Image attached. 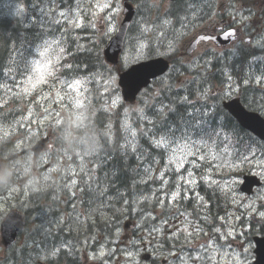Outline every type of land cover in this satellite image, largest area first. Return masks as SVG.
Here are the masks:
<instances>
[{"label": "trees", "instance_id": "obj_1", "mask_svg": "<svg viewBox=\"0 0 264 264\" xmlns=\"http://www.w3.org/2000/svg\"><path fill=\"white\" fill-rule=\"evenodd\" d=\"M36 1L37 0H8L7 4L11 5L12 3H15L14 6L20 5L19 3L28 5V4H34L36 3ZM183 5L184 3L182 2L178 4L177 8L176 6L174 8L183 9ZM149 8L151 9V11H154V12H156L157 10L156 8H154V5L152 6L149 5ZM9 13H11L12 16ZM168 15L169 16L173 15V18L177 21L178 18L176 19V15L174 14V11L169 13ZM13 18L21 19L20 14H18L17 16L13 15L10 6H8V13L5 14L4 12L0 11V82H1L2 77L4 76L5 70L8 72V70L11 69L15 65H17L19 68L26 67L25 54L29 55L28 51H30L33 47H35L37 43H41L42 40L40 39H44L45 37L48 38L51 35L50 33L52 32V30L54 29L52 27L51 28L40 27L39 29L36 27H34L33 29L28 28L24 26V24L22 25L18 21H15ZM167 18H171V17H167ZM163 19L164 18H162V20ZM23 21L26 22V19ZM24 37H26L27 39ZM99 47L100 49H98L97 51L89 50V48L87 50V48L85 47V49L81 50L82 52H79L78 54H76L72 58L73 59L72 65L74 67L73 70H75V67H77L78 70L83 67L89 70V69L102 65V63L104 62L103 46L101 47L99 45ZM233 64H234L233 62L221 63L220 66H218V70L222 69L224 66L229 67L233 70ZM4 80L5 78L3 77L2 82H4ZM154 85H155L154 89L151 88L148 91L146 95L147 98L146 99L144 98L141 101L143 115L141 114L139 116L137 112H133L131 116L132 121L136 123L139 122L141 126H143V129L139 130V140L137 142V147H135L136 152L134 154L130 153L128 148H123L124 146L123 139L121 137L117 136L115 145L111 146L112 143L109 141L110 139H112L113 134H110V138L106 136V133L108 134L109 130H110L109 132H112L113 129L119 134L122 133V130H121L122 121H121L120 111H117L115 115H113L109 111L104 110L102 105H100L98 102L96 104V101H94L89 108L86 128L84 129V132L82 133V135L84 136L85 141H86L85 150L90 157L88 160L92 165L96 167L94 171V175H95L94 178L96 179L99 178L97 180V182L99 181L98 185L96 187L93 186V190H95L94 192H97V193L92 192L91 191L92 188H90V190L86 192L83 197L80 198L81 204L79 205L78 209H80L81 215H84L85 217L78 216V218L74 219L73 221L67 220L70 222L69 225L71 229L74 232L77 231V233L81 234L83 238L86 237L88 239H91V238L97 239V235H102L104 231L106 232V230L109 231L111 229L110 228L111 224L109 223H113L115 219H119V220L123 219L125 215L127 214L129 215L130 213L131 215L134 214L133 212H130L129 210L124 209L127 206V202L125 201L132 200L134 201V204L137 205V207H143L146 204L145 205L146 210L143 209L146 212L154 211L156 209L155 201L152 202V200H150V198L148 197L145 200H140L142 197L140 198V196L137 195L136 193L139 190L140 194H143L144 196H146L145 194L146 192H148V189L146 188L145 190L144 189L145 187L140 184V181L144 178L146 179L149 178V180L151 181L155 170L159 166V163L162 162V160H164V152L160 150V147L156 149L154 146H152V144L150 145V141H151L150 137L152 138L153 134L158 132V129L153 128V127L160 125V128H162L163 131L160 132L159 135L164 139H171V140H180L182 138L187 139L191 135L190 132L185 131V125L183 123L184 121L183 119L187 118L188 113H189L188 106L184 105L186 102L184 104L181 102L179 91L175 89V84L172 83L171 85V84L165 83L164 81H155ZM156 88L158 92L155 95L154 94L155 92H152L151 90L152 89L156 90ZM163 98H165V100ZM92 101L93 100L91 99V102ZM159 102H161V104ZM204 106L201 107L203 110H205ZM154 108L157 111H155ZM181 110L182 111L184 110V111L181 112ZM15 112H17L15 109H10L9 111H7L9 117L10 116L13 117V114ZM184 112L186 114H183ZM153 115L156 116V119L155 117H153ZM142 118L144 119V121ZM145 119L147 121H145ZM111 124L113 126V129L110 127ZM206 125L197 126L199 130V133L197 135L199 137H204L206 135V137L204 138L208 139L210 142L215 143V144L224 142L225 134L229 131L230 127L226 128L224 132L218 133L213 128L206 127ZM96 129H98L99 131ZM150 133L152 134L150 135ZM126 143L127 142H125L124 144ZM235 143L239 144L238 147L240 148L242 144L246 142H243L242 139L238 137L235 139ZM95 147L97 150L95 149ZM124 151H127V153ZM159 156L160 158H158ZM92 158H94L95 161L92 160ZM136 172L137 173L139 172V174H137ZM100 176L102 178H100ZM101 190L102 191L107 190V191L102 192ZM134 190L135 191L137 190V191L135 192ZM51 193L52 191L50 190V192H47L46 194L45 193L35 194L29 199V202H32L33 205H36L35 207L41 211H45L48 213L49 212L55 213L58 215L60 214V216L64 219V216H67V213L64 210L66 209V207L70 208V205L69 204L66 205L63 202L61 205L60 204L51 205V203L48 200V199H51L49 196ZM202 193L209 205H206V204L193 205L194 203L192 202L189 204L184 203L182 205L183 209L186 211L207 210L208 214L211 217H213L214 215L217 216L219 215V213L222 214L225 212V210H227L228 198L224 193H220L217 190H211V189L209 190L206 189L204 191L202 190ZM123 194H126V197H124ZM107 195L109 197L112 196V198H109V197L107 198ZM44 196L46 198H44ZM85 196L87 197L88 200L86 199ZM89 200H91L92 202L96 200L95 201L96 203H92ZM221 201H222V205H221ZM108 202H111V203H108ZM81 205L84 207H82ZM61 206H64V209H62ZM107 209H110L111 211L113 210V212H110L109 210L110 212L109 213L108 211H106ZM74 211L76 213L75 209ZM23 213L26 215L28 220L31 219V216L29 213H27L26 209L23 211ZM100 214H103V215H100ZM112 214L116 216L113 217ZM89 218L92 219L93 221L90 220ZM96 218L98 220H95ZM105 219H108V220H105ZM30 223L31 222H29L28 224V228H27L28 232H27V236L25 238L24 244H23L25 245L24 249H19V250L15 249L14 251H12L10 257L7 259V262H13L14 264H19L21 260L24 259L23 256H26L28 252L29 241L33 242L32 245H34L35 242L42 240L41 235H40L41 232L39 231V225H40L39 222L36 221L35 226H33L32 223L31 224ZM29 225L31 226V229L29 228ZM56 237H57L56 242L62 239V236L60 235H56ZM43 243L45 244L44 240H43ZM58 243L61 244V242H58Z\"/></svg>", "mask_w": 264, "mask_h": 264}, {"label": "rangeland", "instance_id": "obj_2", "mask_svg": "<svg viewBox=\"0 0 264 264\" xmlns=\"http://www.w3.org/2000/svg\"><path fill=\"white\" fill-rule=\"evenodd\" d=\"M37 2V1H36ZM42 7L41 3H36L34 5V7L30 10H27V12H24L20 15V18L22 19H17V18H13L14 20H19V22L23 23L24 26L27 25H31L34 26L36 28H40L41 27V22L42 23H47L48 19H44V13L42 12L39 16L38 11L36 9ZM8 10V8L6 9V11ZM85 11V17L89 16V11L88 9H84L82 11H80L76 16L71 17V18H65L64 20H62L53 30H52V34L56 37H65V40L63 42H65L68 46H76L77 41L80 38H87L88 36L90 37H94L93 38V42H95L96 45H99V43L97 42V40L95 39L94 33L88 29V27L86 25H80L79 26V22L81 21V19L79 17H82L83 14L82 12ZM140 11L142 14H145V11L148 12V8L145 7H141ZM104 13L105 15H108V17L115 15L117 13V5L114 3L108 4V6L104 9ZM29 14H31V17L29 18ZM33 15H37V17L33 16ZM26 19V22L23 21ZM144 21V15L142 16L141 19V23ZM165 25H169V22H164ZM33 29V28H32ZM135 33L132 34L128 40V44L132 45V46H138L140 44V42L145 40V33L143 32V28H139L138 26H136V28L134 29ZM152 32V28H149V33ZM86 34V35H85ZM47 39V38H46ZM43 42L40 43L41 45L45 44V40L40 39ZM39 41V40H38ZM58 52V49L55 51V53ZM28 54L30 55V51H28ZM53 54V49H48L44 52V54L42 55V58L48 59L51 58ZM29 55L25 54V58L27 59L29 57ZM56 56V55H55ZM139 54L135 53V52H129L126 56H125V63H131L132 61H136L138 58ZM38 64V62H34V65L36 66ZM52 65V64H50ZM49 65V66H50ZM48 70V67H47ZM35 78H30L26 84L25 87L23 88L24 92H29L31 91V89H33V87L35 86ZM69 83V81H66L65 79H59L57 86L52 89L50 96L48 97L47 100H45L44 102H42L38 108H33V112L29 113V108L26 107V110H24V114H28L27 118H24L25 121H29L30 117H40V123L42 124L41 126V131L42 133L52 136L53 135V140L51 141V143H53L55 145V141L58 140L60 141L59 143H57L58 147L61 148V146H63L61 149L63 151V153L70 157H73L75 159H80L79 163L73 164V165H67L65 166L63 163L58 165L57 167H55V172L57 174H60L61 176H65L67 173H77V175L75 177H80L82 176L81 171H87L88 170V166L89 164L86 163L82 157L84 158L83 155V150L81 147V142L82 140L80 138H78L74 132V130L82 123V116L80 113L77 112V110L79 109L80 105H81V95L83 93V88H82V84H76V83H71L69 85L66 86V84ZM109 85H112V83H109ZM106 91H111V88H107ZM120 98L119 95L116 96L114 103L116 105H120ZM98 103L100 105H102L103 103L101 101H98ZM97 104V101H96ZM138 105V104H137ZM63 106H66V110H64ZM136 106V105H135ZM139 106V105H138ZM138 106L135 107V110L138 109ZM57 119V121H56ZM58 120H62L61 123L64 121H66V127L64 126V128L62 130H59V126H57ZM185 125V131L190 132L191 135L190 137L194 138L196 137V135L199 133L198 130V125L197 124H193L191 121H186L184 122ZM52 125V127H51ZM201 126V125H200ZM153 128L158 129V141L162 138L159 134L160 132L163 131L162 128H160V125L155 126ZM152 128V129H153ZM143 129V126H141V124L139 122H135L134 125L131 128H124L121 126V130H123L122 133H117L115 131H113V135L124 138L126 143V146L129 147L130 149L133 150V152H136V149L133 147H130V145H133L134 143V137L137 134V132L139 130ZM36 133V132H35ZM34 134V133H33ZM115 141V140H113ZM158 143V142H157ZM151 145V143H150ZM164 145L168 148H170V143L166 142L164 143ZM156 148H159L158 144L154 145ZM49 149V148H48ZM139 150V149H137ZM198 150L200 151V148H198ZM196 150L194 147H189V148H185L183 149L184 153L180 154V152H176L174 157L177 159L176 160V167H168L167 168V175H170L172 178H176L175 180L178 181V184L176 185L178 187V195L181 193V186L183 185V181L186 180V171H185V166H181V165H177L178 163H181L184 159H186L188 157V155L190 154H199V153H193L194 151H198ZM77 155V156H76ZM80 156V158L78 157ZM173 160V159H172ZM264 166V162L261 163ZM36 163H34V161L32 160L31 156H26L24 160L22 161H18L15 162L13 166L9 167L7 164L3 163L0 166V175L1 174H6L9 173L10 176L16 174L19 176V178H21V181L23 183H26V190L28 191H37L39 190L42 186L40 185V178L41 176H39L38 173H34V167H35ZM177 169H179L177 171ZM61 171V172H59ZM160 170H158L159 173ZM179 171L183 172L182 174L179 175ZM28 174L32 177L31 179L28 178ZM146 178L142 179L141 181L145 182ZM159 180H163L162 177L159 178ZM158 180V181H159ZM61 182L62 179L60 178L59 180L56 179V182ZM78 181L77 179H75L73 186L70 187V189H73V187H75V182ZM187 181H190L189 178H187ZM93 181L90 179L89 174L85 175L83 177V182H82V186L83 187H91L93 185ZM40 185V187H39ZM167 186V184H166ZM5 187V185H0V189H3ZM7 187V186H6ZM5 187V188H6ZM59 187V186H58ZM154 188L152 189L155 192L159 191L165 192L166 191V187L164 188H158L157 186H153ZM9 190V188H6V191ZM76 191V190H74ZM92 191V190H91ZM93 192V191H92ZM10 196L12 197L13 195L10 193ZM28 196V195H27ZM264 196V188L262 190H260L258 192V194L256 195V197H261ZM26 197V196H24ZM237 197V196H236ZM147 198L143 197L140 200H145ZM162 201L164 202L167 198V196L161 195ZM18 199V198H16ZM62 199H67L65 197H62ZM178 199L176 197L172 198L170 197L169 199V204L171 206L176 205V201ZM134 203V202H133ZM2 204L4 205V207L0 204V215L5 212V208L6 207H10L7 209H19L21 207V204L16 202L15 200H11V202H2ZM136 206V209H133V213L135 214H142L144 213V211H142L143 209H145L143 207H137L136 204H134ZM193 205H196L195 203ZM221 205H222V201H221ZM220 205V206H221ZM74 205H71L70 208H68V210L66 209V213L67 216H64V220L67 218V220H71L73 221L74 219L78 218V215L75 213V211L73 210ZM126 210H128V207L126 206V208H124ZM138 209V210H137ZM140 210V211H139ZM73 214H72V213ZM140 212V213H139ZM49 214V213H48ZM76 214V215H75ZM69 216V219H68ZM75 217V218H74ZM73 218V219H71ZM34 219H32L33 221ZM34 222V221H33ZM64 222V221H63ZM247 224L248 222L251 224V221H246ZM33 226H35V224L33 223ZM260 229H262V226L260 227ZM165 230V231H164ZM172 230L171 226H160V228L153 232L152 234H166L169 233ZM163 231V232H162ZM183 233H185V235L187 237L190 238H196L197 240L195 241L194 245H193V249H196V253L200 252V255H197L196 257L194 256V261L197 262V264H202V263H206V264H218V262L220 261V259L222 261L227 260L230 256L229 254H223L220 252V250L218 251H214L213 247H212V242H210V238L208 236H205L203 238H199L196 235V232L194 230H190L188 227L183 228ZM218 232H221L220 230H218ZM180 230H176L174 232H172L170 234L171 238L177 237L180 234ZM150 238V236H149ZM199 238V239H198ZM130 245H136L137 243H139L138 241H133L130 240ZM125 243V239L122 237L119 241L118 244L122 247H128L124 245ZM210 243V244H209ZM243 244H245V242L243 241ZM228 246V245H226ZM225 246V247H226ZM160 248L159 244H155L153 246V248ZM223 247V248H225ZM233 248L236 249L235 246H233ZM58 251V250H56ZM1 254L3 255V252L0 251V258H1ZM240 257H246V264H251L252 263V254H251V248L246 245V247L240 252ZM118 259V257H117ZM180 259L183 261V264H189L191 263V260L189 258L188 255L183 254V256L180 257ZM193 262V261H192Z\"/></svg>", "mask_w": 264, "mask_h": 264}, {"label": "bare ground", "instance_id": "obj_3", "mask_svg": "<svg viewBox=\"0 0 264 264\" xmlns=\"http://www.w3.org/2000/svg\"><path fill=\"white\" fill-rule=\"evenodd\" d=\"M7 2H8V0H0V11L1 12H4L5 14L6 13H8V10L6 11V9L8 8V4H7ZM119 10V8H118V6H117V11ZM10 14V13H9ZM82 14H83V16L82 17H85V14H86V12L85 11H83L82 12ZM11 15V14H10ZM144 14H142L141 13V11H140V9H139V22L137 23V26L139 27V28H143V26H144V23L145 22H142L141 23V19H142V16H143ZM15 21H18L19 22V20H15ZM19 23H21V22H19ZM22 25H23V23H21ZM26 27H28V28H34V26H31V25H27ZM35 31V30H34ZM51 31V30H50ZM25 32V31H24ZM23 32V33H24ZM36 32V31H35ZM144 32V31H143ZM38 33V32H37ZM145 33V32H144ZM25 34V33H24ZM32 35V34H31ZM86 35V34H85ZM28 37V36H27ZM30 37V36H29ZM24 38H26V37H24ZM94 38V37H93ZM93 38L92 37H90V36H88L87 38H80L78 41H77V44H76V46L77 45H80V46H82V47H84V49H85V47L87 48V50H88V48H89V50H94V51H97L98 49H100V47H99V45H96L95 44V42H93L92 40H93ZM130 38V37H129ZM27 39V38H26ZM31 39H33V38H31ZM129 40V39H128ZM146 40H154V41H157L158 43H162V44H168L169 43V41L166 39V38H160V37H158L157 35H154V34H146L145 33V40L144 41H146ZM43 42V41H42ZM41 42V43H42ZM82 52V51H81ZM87 52V51H86ZM82 54V53H81ZM101 61H103V60H101ZM231 69V68H230ZM251 70H253L252 68H251ZM233 71H234V67H233ZM7 73V71L5 70L4 71V76H5V74ZM3 76V77H4ZM3 77H2V79H3ZM2 79H1V82H0V87H1V83H2ZM218 81H216V83H217ZM206 87H205V85L204 86H201V87H198V88H196L193 92L192 91H189V93H190V95L191 96H196V95H198L202 90H204ZM179 95H180V93H179ZM257 95H259V94H257ZM164 100H165V98H163ZM209 99H210V97H209ZM167 101V100H166ZM222 101H223V98H215L214 100H211V103L209 102V101H207V103L205 104V106H204V108H205V110H203L202 108H201V111H203V112H199V111H197V110H193L192 112H190L189 114H188V116H187V118H185V119H183L184 120V122H186V121H191L193 124H197V125H206L207 127H209V128H213L215 131H217L218 133H220V132H224L225 130H226V128H228V127H230V128H234L235 129V131H236V136H239V138H241L242 139V141L243 142H248L249 144H250V147L252 148V149H257L258 148V142H256L255 141V139L252 137V136H250L245 130H243L241 127H239L235 122H234V120L232 119V117H231V115L229 114V112L227 111V110H225L224 108H222L221 107V103H222ZM162 102V101H161ZM161 102H159L160 104H161ZM251 102H252V100L250 101V102H248V103H250L251 104ZM166 103V102H165ZM168 103V102H167ZM173 103V102H172ZM187 103V102H186ZM175 104H177V103H175ZM179 106V105H178ZM156 107H158V106H156ZM161 107V106H160ZM167 107V106H166ZM166 107H165V109H166ZM180 107V106H179ZM164 108V107H163ZM154 110L155 111H157L155 108H154ZM153 110V111H154ZM160 110V109H159ZM164 110V109H163ZM180 110V109H179ZM184 111V110H183ZM182 110H181V112H183ZM187 111V110H186ZM163 112V111H162ZM179 112V111H178ZM250 112L251 113H253V114H255V115H257V116H262V114H263V112L261 113V111L260 110H257V109H250ZM168 113V112H167ZM97 114V113H96ZM153 114V113H152ZM156 114V113H155ZM154 114V115H155ZM183 114H186L185 112L183 113ZM153 115V117H155V119H156V116H154ZM167 115H169V114H167ZM181 115V114H180ZM152 117V116H151ZM150 117V118H151ZM152 117V118H153ZM162 117V116H161ZM179 117V116H178ZM183 117V116H182ZM150 118H149V120H150ZM138 119H140V118H138ZM138 119H137V121H138ZM143 119V118H142ZM158 119V118H157ZM182 119V118H181ZM154 120V119H153ZM140 121H142V120H140ZM144 121V120H143ZM145 121H146V119H145ZM181 121V120H180ZM201 123V124H200ZM103 125V124H102ZM112 125V124H111ZM110 125V126H111ZM102 127V126H101ZM101 127H99V128H101ZM104 127H105V125H104ZM96 128V127H95ZM103 129V128H102ZM96 130H98V129H96ZM106 130V129H105ZM152 130V129H151ZM99 131V130H98ZM102 131H104V130H102ZM110 131V130H109ZM108 131V132H109ZM116 132V131H115ZM122 132H123V130H122ZM159 132V131H158ZM158 132H156V133H154L153 134V139L151 138V141H150V143L152 144V146H154V145H156L157 144V142H158ZM152 133H150V135H151ZM110 137V136H109ZM116 137L117 136H115V135H113L112 136V141H109V142H111L112 143V145L111 146H114L115 145V141H116ZM123 139V148H128V150H129V152L130 153H132V154H134V152H133V150L132 149H130L129 147H127L126 146V144H124L125 143V139L124 138H122ZM113 140H115V141H113ZM239 141H240V139H239ZM239 143V142H238ZM237 145H239V144H237ZM155 147V146H154ZM156 148V147H155ZM241 148V147H240ZM95 149H96V147H95ZM157 149V148H156ZM97 150V149H96ZM161 150V149H160ZM156 151V150H155ZM96 152V151H95ZM124 152H126L127 153V151H124ZM94 157V156H93ZM158 158H160V156L158 157ZM100 159V158H99ZM162 159V158H161ZM92 160H94V158H92ZM95 161V160H94ZM98 161V160H97ZM96 161V162H97ZM161 161V160H160ZM95 162V163H96ZM118 163V162H117ZM139 171V170H138ZM71 172V171H70ZM81 173H82V176H80V177H75V179H77L78 181H76L75 182V187H73L74 188V190H76V191H74L73 189H70V187H72L73 186V184H66L65 185V189H62V190H55V191H52V193L49 195L50 196V198L51 199H48L49 200V202L51 203V205H54V204H57V205H61L62 204V202H60V201H58L59 199H62V197H65V198H69V199H72V201H71V203H76L75 202V197H83L84 196V194L86 193V192H88L89 190H90V188H92L91 190L94 192L95 190H93V186H97L98 185V182L97 181H94V183H93V185L91 186V187H83L82 186V182H83V177L85 176V175H87L88 173L87 172H85V171H81ZM137 173V172H136ZM183 172H180L179 171V175L180 174H182ZM137 174H139V172L137 173ZM99 177V176H98ZM167 177H168V179H165V178H163L162 177V181L161 180H159L158 182H156V181H153V180H149V178L148 179H146L145 180V182H143V181H140V184L142 185V186H144L143 188L146 190V188L148 189V192H146V196L148 197V198H150V200L151 199H157L159 196H160V194H161V192L159 191V193L158 192H155V191H153L152 189L154 188L153 186L155 185V186H157L158 188H164V187H166V190H171V191H174V190H177L178 189V187L176 186L177 184H178V181H176L175 179L176 178H172L170 175H167ZM100 178H102L101 176H100ZM99 178H97V180H98ZM102 182V181H101ZM184 182V181H183ZM182 182V183H183ZM105 183V182H104ZM100 184V183H99ZM166 184H167V186H166ZM102 185V184H101ZM103 185H105V184H103ZM119 186V185H118ZM141 186V187H142ZM39 187H40V185H39ZM94 187V188H95ZM102 187V186H101ZM207 188V187H206ZM206 188H204V187H202V190L204 191V190H206ZM97 189H99V188H97ZM102 191V190H101ZM107 191V190H106ZM106 191H102V192H106ZM110 191V190H109ZM135 191V190H134ZM137 191V190H136ZM135 191V192H136ZM143 192V191H142ZM40 193V192H39ZM94 193H97V192H94ZM93 193V194H94ZM110 193V192H109ZM109 193H107V194H109ZM137 195H139L140 196V198L142 197H146V196H144L143 194H140V191L138 190L137 192ZM42 194V193H41ZM40 194V195H41ZM46 194V193H45ZM99 194V193H98ZM113 194V193H112ZM127 194V193H126ZM126 194H123V196L124 197H126ZM100 195V194H99ZM106 195V194H105ZM114 195V194H113ZM46 196V195H45ZM44 196V198H46ZM97 196V195H96ZM104 196V195H103ZM138 196V197H139ZM35 197H37V196H35ZM40 197V196H39ZM86 197V196H85ZM98 197V196H97ZM109 196L107 195V198H108ZM134 197V196H133ZM99 198V197H98ZM101 198V197H100ZM104 198H106V197H104ZM109 198H112V196L111 197H109ZM115 198H117V197H115ZM114 198V199H115ZM40 199V198H39ZM86 199H87V197H86ZM91 199V198H90ZM95 199V198H94ZM113 199V200H114ZM130 199V198H129ZM138 199V198H137ZM88 200V199H87ZM42 201V200H41ZM89 201H91V200H89ZM96 201V200H95ZM92 202V203H96V202ZM101 201H102V199H101ZM107 201V200H106ZM117 201V200H116ZM119 201V200H118ZM120 201H121V199H120ZM156 201V200H155ZM125 202H127V207H128V210L130 211V212H132L133 211V209H136V206L134 205V201H132V200H128V201H125ZM152 202H154V201H152ZM108 203H111V202H108ZM107 203V204H108ZM114 203V202H113ZM112 203V204H113ZM116 203V202H115ZM118 203V202H117ZM145 203V202H144ZM143 203V204H144ZM70 204V203H69ZM85 204H86V202H85ZM91 204V203H90ZM67 205V204H66ZM84 205V204H83ZM102 205V204H101ZM104 205H106V204H104ZM146 205V204H145ZM144 205V206H145ZM36 205H33V203L32 202H28L27 204H26V210H27V213H29L30 214V216H31V218L32 219H34L35 221H38L39 222V231L41 232L40 233V235H41V238H42V241L44 240L45 241V245H46V247H48V245L50 244V242H49V237L50 236H52V235H54L55 237H56V235H60V236H62V239L60 240V241H58V242H61V244L59 243V245H62V244H64V237H63V235L61 234V232L57 229V230H55V231H53V232H45L48 228H49V224H50V216H49V214H48V212H45V211H41V210H39L38 208H36L35 207ZM82 206V205H81ZM80 206V207H81ZM86 206V205H85ZM92 206H93V204H92ZM99 206V205H98ZM110 206H112V205H110ZM144 206H143V208H144ZM63 209H64V206H61ZM82 207H84V206H82ZM88 207V206H87ZM102 207H104V206H102ZM68 208L69 207H66V209L68 210ZM93 208H94V206H93ZM109 208V207H108ZM114 208V207H113ZM117 208V207H116ZM89 209V208H88ZM87 209V210H88ZM96 209V208H95ZM83 210H84V208H83ZM100 210V209H99ZM109 210L110 209H107L106 211H108L109 212ZM115 210V209H114ZM117 210V209H116ZM138 210V209H137ZM146 210V209H145ZM90 211V210H89ZM96 211V210H95ZM104 211V210H103ZM102 211V212H103ZM140 211V210H139ZM142 211H144V210H142ZM110 212H113V210L111 211L110 210ZM109 212V213H110ZM72 213V212H71ZM88 213V212H87ZM96 213V212H95ZM140 213V212H139ZM73 214V213H72ZM115 214V213H114ZM131 214V213H130ZM136 214V213H135ZM76 215V214H75ZM87 215V214H86ZM91 215V214H90ZM100 215H103V214H100ZM109 215V214H108ZM88 216V215H87ZM93 216V215H92ZM92 216H90V217H92ZM112 216L113 217H115L116 215H113L112 214ZM96 217V216H95ZM94 217V218H95ZM101 217V216H100ZM105 217H107V216H105ZM110 217H111V215H110ZM75 218V217H74ZM107 218H109V217H107ZM68 219H69V216H68ZM71 219H73V218H71ZM90 219V218H89ZM103 219V218H102ZM113 219V218H112ZM90 220H92V219H90ZM95 220H98L97 218L95 219ZM95 220H94V222H95ZM105 220H108V219H105ZM105 220H103V221H105ZM93 221V220H92ZM100 221V220H99ZM110 221V220H109ZM109 221H107V222H109ZM112 221V220H111ZM98 222V221H97ZM64 223H66V227L68 228V225H69V221H67V219H65L64 220ZM101 223V222H100ZM104 223V222H103ZM105 224V223H104ZM109 224H111V223H109ZM111 226V225H110ZM109 230V229H108ZM111 230V229H110ZM109 230V231H110ZM165 231V230H164ZM106 232H107V230H106ZM163 232V231H162ZM40 237V236H39ZM38 237V238H39ZM56 239H57V237H56ZM40 240V239H39ZM59 240V239H58ZM84 245V239H77V240H75V242L73 243V244H69L68 246H66V248H64V247H62V246H60L61 247V251H60V256L59 257H64V256H66V255H69L70 253H69V249H71V248H75L76 250L77 249H79V248H81L82 246ZM25 252H27V251H25ZM25 254V253H24ZM23 254V255H24ZM24 257V256H23Z\"/></svg>", "mask_w": 264, "mask_h": 264}, {"label": "flooded vegetation", "instance_id": "obj_4", "mask_svg": "<svg viewBox=\"0 0 264 264\" xmlns=\"http://www.w3.org/2000/svg\"><path fill=\"white\" fill-rule=\"evenodd\" d=\"M209 43V42H208ZM197 54V50L194 51L191 55H189V57L195 56ZM205 54H207L210 57H213L214 54L211 52H205ZM200 60V58L198 59ZM233 67H234V74L238 75L239 77V84L236 85L238 86L240 89L246 91L247 93H250L251 97H252V102H251V109H257L260 110L261 113L262 108H261V101L264 99V95L262 94L260 87V79L261 77L264 76V53H259V54H251V55H247L245 57H243L241 60H233L232 61ZM251 68L253 70H251ZM225 73H227L225 70H221L219 71L216 76L218 77H222ZM221 79L219 78H214V82L218 81L220 82ZM232 77L231 80L228 82L226 80L223 79V83H227V84H232ZM204 86V84H202L201 82H197L191 86H188L187 88H185V90L183 91V94L191 96L189 91H194L196 88ZM229 89L231 91H236V89L234 88V86H230ZM259 94V95H257ZM215 98H211L208 100L211 103V100H214ZM247 102V101H245ZM263 110H264V106H263ZM162 189V187H161ZM201 190H202V186H201ZM78 197H75V199H77ZM158 199V198H157ZM157 199H151L152 201H155ZM58 201L60 202H64V201H68L71 202L72 199H59ZM57 205V204H54ZM63 209V208H62ZM49 216H50V224H49V228L45 231V232H53L55 230H59L61 232V234L64 237V244L59 245L58 242H56V237L54 235L49 237V242L50 244L48 245V249L54 248L56 246H62L64 248H66V246H68L69 244H73L75 242V240L77 239H83L82 235L77 233V231H73L70 227V225H68V228L66 227V223H64V219L60 216V214H55V213H50L49 212ZM75 248H71L69 249V253L75 251Z\"/></svg>", "mask_w": 264, "mask_h": 264}, {"label": "water", "instance_id": "obj_5", "mask_svg": "<svg viewBox=\"0 0 264 264\" xmlns=\"http://www.w3.org/2000/svg\"><path fill=\"white\" fill-rule=\"evenodd\" d=\"M111 60H114L111 58ZM156 67V63H150L147 65H144L142 67L134 69L129 75H128V85H126L125 93H129L130 97L133 93H135L137 90H139L144 84H146V79H149L150 77L154 76L153 74H150L154 68ZM244 120H247V116L245 114L240 115ZM260 127L258 131H255L258 135L262 136L264 134V123L259 121ZM12 232H15L12 230ZM12 238V236L10 237ZM9 238V240H10ZM264 252V243L259 244V254H263Z\"/></svg>", "mask_w": 264, "mask_h": 264}, {"label": "snow or ice", "instance_id": "obj_6", "mask_svg": "<svg viewBox=\"0 0 264 264\" xmlns=\"http://www.w3.org/2000/svg\"><path fill=\"white\" fill-rule=\"evenodd\" d=\"M108 5H105V7H107ZM61 15H63V13H61ZM44 53H41V55H43ZM38 71H39V69H38ZM50 74V73H49ZM78 83V82H77ZM201 159H203V157H200ZM179 169H177V171H178ZM188 175L189 176H191L192 175V173L191 172H189L188 173ZM262 215H264V214H262Z\"/></svg>", "mask_w": 264, "mask_h": 264}]
</instances>
